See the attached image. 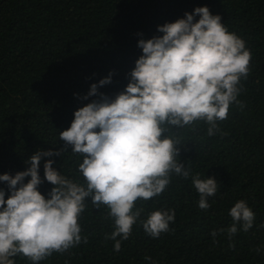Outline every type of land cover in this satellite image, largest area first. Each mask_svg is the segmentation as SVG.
I'll return each instance as SVG.
<instances>
[{
	"label": "trees",
	"instance_id": "obj_1",
	"mask_svg": "<svg viewBox=\"0 0 264 264\" xmlns=\"http://www.w3.org/2000/svg\"><path fill=\"white\" fill-rule=\"evenodd\" d=\"M202 6L219 14L252 54L251 72L238 97L244 109L233 104L227 120L218 121L227 135L208 136L203 121L194 129H173L185 142L180 154L185 166L190 163L194 174L220 184L208 198L211 207L199 209L191 177L173 175L161 196L137 206L144 208L141 219L174 208V231L154 239L138 222L116 252L114 241L104 239L114 231L113 221L104 219L107 208L95 209L88 200L80 219L88 243L39 264H264V0H0V174L26 170L25 161L39 150L64 147L60 131L70 127L77 109L99 98H82L91 85L114 72L112 83L99 89L114 98L142 55L139 39L162 35L159 25ZM48 159L62 174L84 182L78 171L83 158L70 147L61 156L41 159V178ZM52 187L45 181L39 190L47 196ZM0 188L7 198V183L0 182ZM241 199L255 212L253 227L232 240L226 232L214 240L211 232L233 223L228 213ZM13 259L31 264L22 256Z\"/></svg>",
	"mask_w": 264,
	"mask_h": 264
},
{
	"label": "clouds",
	"instance_id": "obj_2",
	"mask_svg": "<svg viewBox=\"0 0 264 264\" xmlns=\"http://www.w3.org/2000/svg\"><path fill=\"white\" fill-rule=\"evenodd\" d=\"M157 30L162 35L139 39L142 55L128 73L124 90L114 98L99 91L112 83L114 72L91 85L82 98H99L77 109L70 127L60 131L64 147L39 150L25 161L30 165L26 170L0 174L10 192L6 198L0 188V264H15L16 256L39 264L54 253L87 244L80 219L88 200L95 209L107 208L104 219L113 221L114 231L104 239L114 241L116 252L138 222L154 239L174 231L170 228L176 219L174 208L154 210L141 219L144 208L137 206L141 200L161 196L173 175L191 177L199 209L211 207L208 198L217 194L220 184L214 177L194 174L190 163L185 166L180 157L185 142L173 129H194L203 121L208 136L227 135L218 121L227 120L233 104L245 107L238 97L244 90L242 80L251 72V50L208 6L196 7ZM69 147L83 158L78 171L84 182L62 174L52 159L44 163L41 178V159L61 156ZM45 181L53 185L47 196L39 190ZM228 215L233 223L214 229V240L223 232L232 240L238 231L253 227L255 212L246 200L235 202ZM254 251L259 254L261 249Z\"/></svg>",
	"mask_w": 264,
	"mask_h": 264
}]
</instances>
